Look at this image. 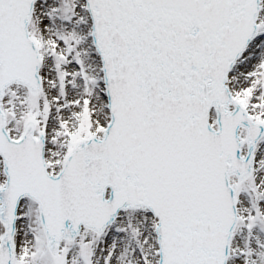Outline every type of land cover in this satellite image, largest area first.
Segmentation results:
<instances>
[{"label":"snow or ice","instance_id":"6c2138e0","mask_svg":"<svg viewBox=\"0 0 264 264\" xmlns=\"http://www.w3.org/2000/svg\"><path fill=\"white\" fill-rule=\"evenodd\" d=\"M0 264H264V0H0Z\"/></svg>","mask_w":264,"mask_h":264}]
</instances>
